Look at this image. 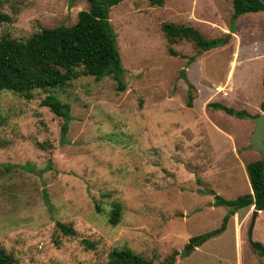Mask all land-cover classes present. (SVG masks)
Returning <instances> with one entry per match:
<instances>
[{"label": "rangeland", "instance_id": "1", "mask_svg": "<svg viewBox=\"0 0 264 264\" xmlns=\"http://www.w3.org/2000/svg\"><path fill=\"white\" fill-rule=\"evenodd\" d=\"M196 2L202 10L192 18ZM88 8L86 0H0V39L70 27ZM232 13V0H163L160 7L124 0L109 9L123 90L111 77H81L29 100L0 95V244L18 264H102L115 249L152 264H264V211L252 233L259 250L248 237L253 207L231 215L222 234L190 243L229 214L216 195L231 201L251 193L245 166L261 158L245 115L206 108L220 99L236 113L261 114L264 57L243 61L244 46L236 50V36L220 29H235ZM246 16L257 31L243 40L261 39L264 12ZM164 23L226 38L198 58L193 84L182 72L197 49L167 38ZM48 94L70 106L64 135L63 119L41 106ZM115 206L120 219L112 226Z\"/></svg>", "mask_w": 264, "mask_h": 264}, {"label": "trees", "instance_id": "2", "mask_svg": "<svg viewBox=\"0 0 264 264\" xmlns=\"http://www.w3.org/2000/svg\"><path fill=\"white\" fill-rule=\"evenodd\" d=\"M86 1L89 4L88 10L80 11L76 23L70 27L41 29L22 41L10 38L0 39V95L9 92L29 100L34 91L56 89L81 77H92L95 81L111 77L117 82L118 90L124 89L123 68L116 46V37L109 25V9L124 0ZM147 1L153 6L163 5V0ZM73 2L74 0H70V5ZM232 8L231 20L235 21L247 13L264 12V3L259 0H232ZM161 29L170 40H186L195 46L197 53L188 59L187 65L201 53L225 43L222 38L207 40L191 26L164 23ZM169 53L177 56L172 50ZM182 75L185 78L184 71ZM188 87L193 88L189 83ZM187 105L189 108L192 107L190 101ZM41 106L63 119L61 131L64 135L71 120L70 106L51 94L42 99ZM206 108L219 110L237 118L246 115L245 111L236 113L219 103H209ZM259 108L264 112V101ZM245 171L251 193L231 201L216 195L215 204L227 207L229 214L224 217L221 226L216 230L192 238L190 243L193 247L200 246L207 240L222 234L229 217L236 212L251 207L259 212L264 211V161L260 158L248 163ZM119 219L120 207L115 206L109 215V224L115 226L119 223ZM56 227L65 236L74 235V230L67 225L56 222ZM0 264H18L14 256L1 244ZM102 264H152V262L128 249H115L109 253L107 261Z\"/></svg>", "mask_w": 264, "mask_h": 264}, {"label": "crops", "instance_id": "3", "mask_svg": "<svg viewBox=\"0 0 264 264\" xmlns=\"http://www.w3.org/2000/svg\"><path fill=\"white\" fill-rule=\"evenodd\" d=\"M260 1V0H259ZM262 2V1H261ZM199 3V2H198ZM198 3L196 2V3H194L193 5H192V10L190 11V14H189V16H191L192 18L193 17H195V13L196 12H201V10H202V6H201V3H199V5H198ZM247 14H253V13H247ZM247 14H244V15H241L240 17H238L236 20H235V24H236V27H235V29L233 30V31H231L230 30V27H225V28H220L219 26H217L218 28H215V29H217L218 31L216 32V34L218 33H221L220 32V29L222 30V31H227V34L229 35V33L230 34H232L233 36H236V40H234L233 41V43L235 44V47H236V50L238 49V51H240V50H242V48H243V46H244V48H245V54H244V56L245 57H247V58H245V59H243V61L244 60H249V59H252V58H259L260 56H263L264 57V35H257V36H261L262 38L261 39H255L256 38V36L253 38V37H250L249 36V38L250 39H252V40H250V41H244L243 40V37L246 35V34H248V35H250V32L253 30L254 31V26L255 25H251L252 27L250 28V27H248V26H246L245 24H244V19L245 18H247ZM200 21H201V18L199 19ZM243 25V26H242ZM242 26V27H241ZM220 28V29H219ZM256 30V29H255ZM257 31V30H256ZM263 32H264V30H262ZM261 31V32H262ZM228 35H227V37H228ZM241 36H242V43H241V41H240V38H241ZM219 38V37H218ZM222 39H224V38H222ZM224 41H226V38L224 39ZM226 43H224L223 45H225ZM205 53H207V52H203V53H201L198 57H196V59L193 61V63H191L190 65H188V67L186 68V75H187V77L188 78H190L189 80V82L190 83H192L193 84V80L191 79V78H194V77H196L197 75H196V73L195 72H197V69H194V66L196 65H198L197 67H199L200 65H201V62H200V59H198V58H201L203 55H205ZM242 61V62H243ZM192 69H194L193 71L194 72H192V75L190 74V72H191V70ZM264 80V79H263ZM263 82V81H262ZM216 88V87H215ZM214 88V89H215ZM219 94V93H218ZM219 96V95H218ZM217 96V97H218ZM214 103V102H213ZM216 103H219V104H221V105H223L222 103H221V101H220V99L219 100H217V102ZM224 106V105H223ZM259 112L262 114L263 112L260 110V108H259ZM259 214V213H258Z\"/></svg>", "mask_w": 264, "mask_h": 264}, {"label": "water", "instance_id": "4", "mask_svg": "<svg viewBox=\"0 0 264 264\" xmlns=\"http://www.w3.org/2000/svg\"><path fill=\"white\" fill-rule=\"evenodd\" d=\"M246 120L254 124L253 132L250 136L251 149L258 152L261 159L264 161V112L258 116H244ZM259 211L253 210L251 215V222L248 230V237L250 243L254 246L256 250H259V246L252 242L253 227L255 224L256 217Z\"/></svg>", "mask_w": 264, "mask_h": 264}]
</instances>
